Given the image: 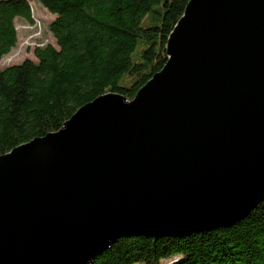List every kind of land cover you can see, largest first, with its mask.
Wrapping results in <instances>:
<instances>
[{
  "label": "water",
  "instance_id": "1",
  "mask_svg": "<svg viewBox=\"0 0 264 264\" xmlns=\"http://www.w3.org/2000/svg\"><path fill=\"white\" fill-rule=\"evenodd\" d=\"M166 53L133 99L100 95L0 156V264H93L264 200V0H190Z\"/></svg>",
  "mask_w": 264,
  "mask_h": 264
},
{
  "label": "trees",
  "instance_id": "2",
  "mask_svg": "<svg viewBox=\"0 0 264 264\" xmlns=\"http://www.w3.org/2000/svg\"><path fill=\"white\" fill-rule=\"evenodd\" d=\"M56 15V44L0 67V156L60 129L80 107L116 92L133 99L167 62L171 31L190 0H39ZM32 0H0V60L18 43L16 19ZM157 23L144 26L146 16ZM147 45L133 59L139 40ZM264 264V200L228 227L183 237L120 238L93 264Z\"/></svg>",
  "mask_w": 264,
  "mask_h": 264
},
{
  "label": "rangeland",
  "instance_id": "3",
  "mask_svg": "<svg viewBox=\"0 0 264 264\" xmlns=\"http://www.w3.org/2000/svg\"><path fill=\"white\" fill-rule=\"evenodd\" d=\"M32 15L33 21L30 22L23 18L16 19V29L18 31V43L17 45L0 60V67H5L11 64L20 63L27 58H34V47L27 45V39L34 38L38 42H44L47 44H56V39L50 30V23L55 19L56 15L50 12L39 0H32ZM158 16L151 15L146 16L142 24L144 26H150L157 23ZM41 23V27L35 24V21ZM37 22V23H38ZM37 31H42L41 35H37ZM34 36V37H33ZM147 43L144 40H139L136 50L133 53V59L135 61L141 58L142 50ZM180 256H173L171 258L164 259L161 264H172ZM141 264V263H140ZM143 264V263H142Z\"/></svg>",
  "mask_w": 264,
  "mask_h": 264
},
{
  "label": "built area",
  "instance_id": "4",
  "mask_svg": "<svg viewBox=\"0 0 264 264\" xmlns=\"http://www.w3.org/2000/svg\"><path fill=\"white\" fill-rule=\"evenodd\" d=\"M37 22H38V20L35 21V24H37V26L41 27V23L40 22L37 23ZM36 33H38L37 35H41L42 31H37ZM26 43H27V45H30V46H32L34 48H36V47H43V46L47 45V42L46 43H44V42H38L34 38L27 39V42Z\"/></svg>",
  "mask_w": 264,
  "mask_h": 264
}]
</instances>
